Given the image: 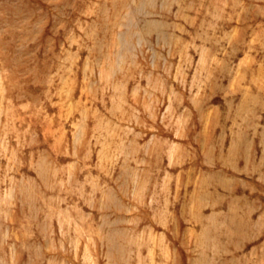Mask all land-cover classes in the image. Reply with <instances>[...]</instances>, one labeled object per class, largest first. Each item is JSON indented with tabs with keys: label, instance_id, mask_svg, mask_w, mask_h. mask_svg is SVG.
<instances>
[{
	"label": "rangeland",
	"instance_id": "rangeland-1",
	"mask_svg": "<svg viewBox=\"0 0 264 264\" xmlns=\"http://www.w3.org/2000/svg\"><path fill=\"white\" fill-rule=\"evenodd\" d=\"M0 264H264V0H0Z\"/></svg>",
	"mask_w": 264,
	"mask_h": 264
}]
</instances>
